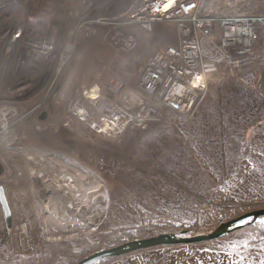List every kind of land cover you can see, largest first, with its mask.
Here are the masks:
<instances>
[{"label":"built area","instance_id":"1","mask_svg":"<svg viewBox=\"0 0 264 264\" xmlns=\"http://www.w3.org/2000/svg\"><path fill=\"white\" fill-rule=\"evenodd\" d=\"M238 2L0 0V159L66 171L64 149L44 140L51 131L80 124L117 139L131 126L189 123L208 89L205 72L221 63L251 85L264 15L234 12ZM155 26L175 40L144 56ZM136 61L128 85L126 63Z\"/></svg>","mask_w":264,"mask_h":264},{"label":"rangeland","instance_id":"2","mask_svg":"<svg viewBox=\"0 0 264 264\" xmlns=\"http://www.w3.org/2000/svg\"><path fill=\"white\" fill-rule=\"evenodd\" d=\"M233 9L264 15V0H239ZM147 34L144 56L171 42L174 30L155 26ZM209 43L205 42L207 50ZM99 44V40L94 42ZM136 62L126 63L128 85L135 81ZM252 68L255 81L244 85L236 68L217 64L204 101L189 123H152L146 129L131 126L117 139L99 137L80 124L60 129L58 134L49 132L44 140L64 149L71 162L67 169L77 168L73 162L82 164L102 178L109 190V212L98 228L84 236L51 238L40 209L41 200L49 195L38 194L40 183L32 173L41 168L16 158L13 170L7 165L11 158L2 160L5 171L0 186L6 190L13 224L9 227L0 204V264H76L92 253L133 240L160 234H210L224 222L264 209V32ZM49 135L61 146H53ZM242 144H250L251 152L245 154ZM62 194L55 196L58 202L63 201ZM160 218L184 228L157 231L146 238L123 236V242L116 243L100 239L114 229ZM61 243L76 251L89 245L91 253L74 257L63 251L55 257L53 248ZM104 264H264V221L220 239L157 246Z\"/></svg>","mask_w":264,"mask_h":264},{"label":"bare ground","instance_id":"3","mask_svg":"<svg viewBox=\"0 0 264 264\" xmlns=\"http://www.w3.org/2000/svg\"><path fill=\"white\" fill-rule=\"evenodd\" d=\"M215 74L214 69L209 70L204 78ZM29 159L36 162L33 156H28ZM72 164L77 168L60 173L51 171V174L45 169L32 171L40 183L38 194L49 195L41 200L40 209L45 231L53 239L78 238L91 233L109 212L110 194L102 178L82 164ZM60 192L64 199L58 202L55 196Z\"/></svg>","mask_w":264,"mask_h":264},{"label":"water","instance_id":"4","mask_svg":"<svg viewBox=\"0 0 264 264\" xmlns=\"http://www.w3.org/2000/svg\"><path fill=\"white\" fill-rule=\"evenodd\" d=\"M46 117V114L41 116L42 119ZM5 165L0 159V177L4 174ZM0 204L5 213L9 227L13 224L12 212L9 205L6 190L3 186H0ZM264 221V209L255 210L244 214L240 217L232 219L230 221L222 223L218 228H216L210 234H198L195 236H178L176 234H160L158 236L138 239L123 243L120 245L112 246L107 249L97 251L90 254L89 256L78 261L76 264H99L110 258H117L141 250L157 247V246H167L175 244H197L204 243L207 241H212L216 239L223 238L224 236L231 234L246 225L254 224L256 222ZM185 235V232H183Z\"/></svg>","mask_w":264,"mask_h":264},{"label":"trees","instance_id":"5","mask_svg":"<svg viewBox=\"0 0 264 264\" xmlns=\"http://www.w3.org/2000/svg\"><path fill=\"white\" fill-rule=\"evenodd\" d=\"M173 38L171 39L173 42L175 40L174 34H172ZM51 136V137H50ZM49 142L56 147L61 146L58 142H55L56 140H54V137L52 135H49L48 137ZM243 147V152L245 154H248L249 152H251L252 146L250 144H245V145H241ZM16 163H17V159L16 158H11L9 161H7V165L9 168H13L16 167ZM184 227H176L171 221L164 219V218H160L158 219L157 222H147L145 221L144 223H142L140 226L138 227H129V228H118V229H114L106 234H101L100 235V239L102 240H111L113 242L115 241H119V242H123L122 241V237L123 236H129L131 239H136V238H146V237H150L154 234L157 233V231H161V230H183ZM116 243V242H115ZM90 246H84L83 249L76 251L74 249L73 246L69 245L68 243H61L59 244L57 247L53 248V255L56 257L58 255H60L61 253H63V251H66L67 253L71 254V256L74 257H84L87 254L91 253L90 251H88V248ZM114 259L117 258H110L106 261H103L99 264H104L107 263L109 261H112Z\"/></svg>","mask_w":264,"mask_h":264}]
</instances>
